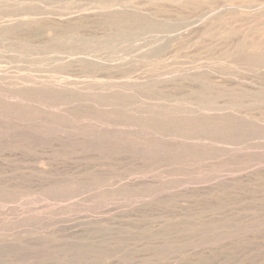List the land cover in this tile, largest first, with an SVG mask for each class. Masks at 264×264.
I'll return each instance as SVG.
<instances>
[{"label": "rangeland", "instance_id": "374dc122", "mask_svg": "<svg viewBox=\"0 0 264 264\" xmlns=\"http://www.w3.org/2000/svg\"><path fill=\"white\" fill-rule=\"evenodd\" d=\"M0 264H264V0H0Z\"/></svg>", "mask_w": 264, "mask_h": 264}]
</instances>
